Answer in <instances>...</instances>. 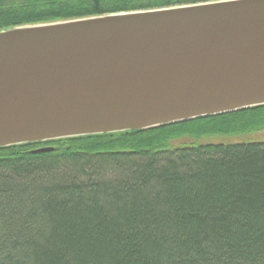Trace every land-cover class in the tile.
Masks as SVG:
<instances>
[{
	"label": "trees",
	"instance_id": "16d2710c",
	"mask_svg": "<svg viewBox=\"0 0 264 264\" xmlns=\"http://www.w3.org/2000/svg\"><path fill=\"white\" fill-rule=\"evenodd\" d=\"M209 1L0 0V30ZM260 130L264 105L0 147V264H264V140L204 141Z\"/></svg>",
	"mask_w": 264,
	"mask_h": 264
},
{
	"label": "water",
	"instance_id": "95a60500",
	"mask_svg": "<svg viewBox=\"0 0 264 264\" xmlns=\"http://www.w3.org/2000/svg\"><path fill=\"white\" fill-rule=\"evenodd\" d=\"M260 105L264 0L0 30V147L144 130Z\"/></svg>",
	"mask_w": 264,
	"mask_h": 264
},
{
	"label": "rangeland",
	"instance_id": "374dc122",
	"mask_svg": "<svg viewBox=\"0 0 264 264\" xmlns=\"http://www.w3.org/2000/svg\"><path fill=\"white\" fill-rule=\"evenodd\" d=\"M246 139H261L264 140V130H260L251 134L233 135V136H211L204 138V141H233V140H246Z\"/></svg>",
	"mask_w": 264,
	"mask_h": 264
}]
</instances>
